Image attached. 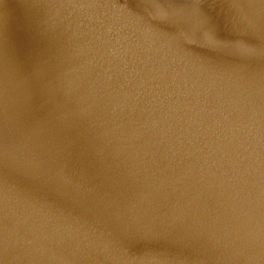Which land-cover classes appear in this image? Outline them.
Wrapping results in <instances>:
<instances>
[{
  "label": "water",
  "instance_id": "95a60500",
  "mask_svg": "<svg viewBox=\"0 0 264 264\" xmlns=\"http://www.w3.org/2000/svg\"><path fill=\"white\" fill-rule=\"evenodd\" d=\"M0 264H264V0H0Z\"/></svg>",
  "mask_w": 264,
  "mask_h": 264
}]
</instances>
